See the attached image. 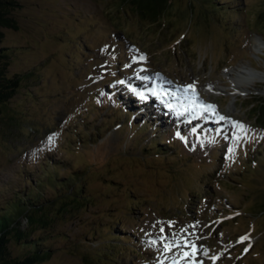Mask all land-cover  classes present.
<instances>
[{
  "label": "rangeland",
  "instance_id": "rangeland-1",
  "mask_svg": "<svg viewBox=\"0 0 264 264\" xmlns=\"http://www.w3.org/2000/svg\"><path fill=\"white\" fill-rule=\"evenodd\" d=\"M185 1L152 21L122 0H16L0 45L7 72L26 74L0 111V207L18 192L52 200L44 224L17 200L3 209L28 231L9 232L11 256L40 240L33 264H264V0H213V15ZM243 66L263 77L237 90ZM156 82L194 85L199 102L181 109L195 110H167ZM116 97L146 107L126 122ZM151 138L169 143L143 150ZM73 173L70 202L74 183L48 176Z\"/></svg>",
  "mask_w": 264,
  "mask_h": 264
},
{
  "label": "trees",
  "instance_id": "trees-1",
  "mask_svg": "<svg viewBox=\"0 0 264 264\" xmlns=\"http://www.w3.org/2000/svg\"><path fill=\"white\" fill-rule=\"evenodd\" d=\"M122 1H127L129 3H131L134 7V9L143 17H146L147 19H150L152 21L158 20L161 17V13H163V10H166L167 2H169L170 0H122ZM179 2L181 0H178ZM210 1L213 0H186L183 3V6H196L199 10H205L208 13H212L215 14L218 10V8L221 6L218 3H212ZM16 0H0V42L2 40L3 37V27H16V22L15 19L13 18L12 14H11V10L13 9L14 5L16 4ZM181 3V2H180ZM217 14V13H216ZM213 17V16H212ZM9 57H10V53L8 51V48L6 46H2L0 45V111L1 108L3 106V104L10 98L13 96V94L16 92L17 88L19 87L21 81L23 80L24 75L26 74V72H14V73H8L7 72V66L9 65ZM117 98V102H118V106L115 108H120L121 109V113L124 114L125 110H127L128 112V116L126 119V122H130L129 117H132V115H134V113L136 111H138L141 108L146 107V103H142V99L140 100H136L135 105L133 107H131V109H129V106L126 104H124V102H122L119 98L120 97H116ZM150 104V103H148ZM114 108V109H115ZM257 111L260 112V116H261V121L264 122V96L262 97V100L259 102V106L257 108ZM132 112V113H131ZM141 112V111H140ZM151 110L147 112V115L149 116V114H151ZM131 114V115H130ZM130 115V116H129ZM115 116H117L119 118V115L116 113ZM115 118L113 123H115V125H119L118 123H120L121 119H119L120 121H118V118ZM162 116L158 115L156 118L160 119ZM151 117L147 118L149 122H155V118L154 120L150 119ZM145 119V118H144ZM143 119V120H144ZM147 121V122H148ZM146 122V121H144ZM150 124V123H147ZM138 125V124H137ZM94 129V128H93ZM143 126L140 125V127H138L136 129V133L139 132H143ZM147 136H145L146 138ZM154 140V141H153ZM153 142V143H152ZM153 145L150 146H146L143 147V150H155V152H163L164 150H162V145L165 143L163 141H158L157 138H151L150 142ZM169 143V142H166ZM165 143V144H166ZM169 145V144H167ZM77 175L76 173L73 174H69L68 176H66L65 178L62 179H57V177L55 176H48V181H50L51 183H56L58 186L60 187H64L67 188V184L69 183V181L71 180L74 184L73 187H77L78 185V179H77ZM38 180V181H37ZM35 180V183H43L42 180L37 179ZM34 185V183L32 184V186ZM35 186V185H34ZM33 186V187H34ZM37 187V185H36ZM72 191V198H68V200L70 202L78 200V195L77 193H80V188H75ZM36 189V188H35ZM32 189L31 194H34V199L38 198V190L36 189ZM38 192V193H37ZM17 197L11 199L9 202H6L3 204V206L0 207V264H33L35 263L37 260L41 259L42 257H44L47 254V250H43L41 253H39V244L41 243L40 240L39 241H32V242H25V246L27 247L26 253H24L22 256H11L9 254V251L7 250V240H8V234L10 231H13L15 234V238H19L20 236H25L28 234V231L23 230V232L21 231V229L18 227L19 224V217L13 218L11 219L10 215L11 213L9 212V210H3L5 207H7V205L10 204L11 201L13 200H17L18 203L20 205H24L25 208V213H29L28 215H25L26 219V223L27 222H35L38 224H44L47 222V218L44 215L45 214V207L48 205V203L51 202V200H49V202L45 201H38V202H31L28 198V196L26 197L22 192H18L16 193ZM64 194L65 196H67L66 190L64 189ZM27 201V202H26ZM69 203V202H68ZM261 210H264V202L262 203ZM63 209V208H62ZM24 216V215H23Z\"/></svg>",
  "mask_w": 264,
  "mask_h": 264
},
{
  "label": "bare ground",
  "instance_id": "bare-ground-1",
  "mask_svg": "<svg viewBox=\"0 0 264 264\" xmlns=\"http://www.w3.org/2000/svg\"><path fill=\"white\" fill-rule=\"evenodd\" d=\"M232 71H233V74L230 73V75L232 76L233 82L237 86V90H239L240 87L247 88V86L244 84L252 83L253 81H255L257 79H261V77H263V75L260 74L257 70H255L249 66L239 67L238 69H233ZM163 84L157 85V82H156V84H154V86L150 87V90H151V93L154 92L156 94V96H158L157 98L166 104V106L168 108L167 110L170 109V111L171 110L174 111V109H178L177 113H178L179 118L182 117V115L188 116L190 112L192 113L193 110H195V106L192 108L191 107L189 108L188 105H187V108L185 109V110H187L186 113H184V111H182V109H181L183 103L184 104H190V103L192 104V102H194V101L199 102L198 97H195L194 96L195 94H193V92L191 90L185 91V87L184 88L177 87V89L175 90L173 86H169L170 87L169 88V87L164 86L166 84H164V85ZM141 86H144V84L140 85L139 91H143L142 89H145L144 87H141ZM215 89H219V88L215 87ZM147 90L148 89H145V91H143V93H147L149 91V90L148 91ZM195 91H196V88H195ZM149 93H150V91H149ZM150 97L154 98L155 96L151 95ZM151 100L154 101L155 99L154 100L151 99ZM154 103H156V102H154ZM188 110H190V112ZM203 114L206 115L207 113L203 112ZM175 115H177V114H175ZM208 116L211 117V115H208ZM190 253H193V250H191ZM175 260L176 259H174V261ZM180 264H182V262Z\"/></svg>",
  "mask_w": 264,
  "mask_h": 264
},
{
  "label": "snow or ice",
  "instance_id": "snow-or-ice-1",
  "mask_svg": "<svg viewBox=\"0 0 264 264\" xmlns=\"http://www.w3.org/2000/svg\"><path fill=\"white\" fill-rule=\"evenodd\" d=\"M141 59H143V57H141ZM145 79H146V78H145ZM120 83H123V81H120ZM188 90H191V91L193 92V94H195V86H194V85H187V86H185V91H188ZM141 95H142V94H141ZM205 111H213V112H214V108H213V106L208 105V106H205ZM220 119H221V120H225V119H227V118L221 116ZM232 123L234 124V126H235L237 129H239V130H241V131H243L244 128H245L244 125L239 124V123H237V122H232ZM48 139H49V143H51V142H52V137L50 136ZM237 139H239V137H237ZM232 151H233V149L230 148V149H229V152H232ZM246 239H247V237H241V238H240L241 242H243V241L246 240ZM170 247H171V246L166 245V248H168L169 250H170ZM245 251H247V249H245ZM194 255H195V250L193 251V253H185V257H186V258H190L191 256H194Z\"/></svg>",
  "mask_w": 264,
  "mask_h": 264
}]
</instances>
